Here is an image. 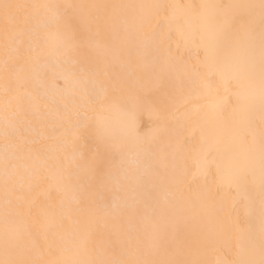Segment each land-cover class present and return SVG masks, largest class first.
<instances>
[{
  "label": "bare ground",
  "instance_id": "obj_1",
  "mask_svg": "<svg viewBox=\"0 0 264 264\" xmlns=\"http://www.w3.org/2000/svg\"><path fill=\"white\" fill-rule=\"evenodd\" d=\"M0 264H264V0H0Z\"/></svg>",
  "mask_w": 264,
  "mask_h": 264
},
{
  "label": "rangeland",
  "instance_id": "obj_2",
  "mask_svg": "<svg viewBox=\"0 0 264 264\" xmlns=\"http://www.w3.org/2000/svg\"><path fill=\"white\" fill-rule=\"evenodd\" d=\"M118 117L120 118L121 121L125 120V116L124 115H118ZM121 136V133L116 131V130H111L108 133V137L113 140L116 141L119 137Z\"/></svg>",
  "mask_w": 264,
  "mask_h": 264
}]
</instances>
